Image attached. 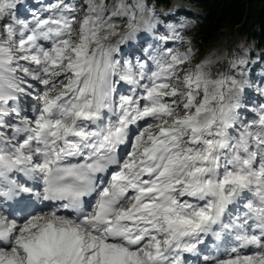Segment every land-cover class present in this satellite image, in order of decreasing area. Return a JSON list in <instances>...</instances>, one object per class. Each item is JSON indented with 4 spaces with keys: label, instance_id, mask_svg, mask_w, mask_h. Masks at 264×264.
<instances>
[{
    "label": "snow or ice",
    "instance_id": "6c2138e0",
    "mask_svg": "<svg viewBox=\"0 0 264 264\" xmlns=\"http://www.w3.org/2000/svg\"><path fill=\"white\" fill-rule=\"evenodd\" d=\"M21 9L0 0V264H264L249 49L198 58L152 0Z\"/></svg>",
    "mask_w": 264,
    "mask_h": 264
},
{
    "label": "trees",
    "instance_id": "16d2710c",
    "mask_svg": "<svg viewBox=\"0 0 264 264\" xmlns=\"http://www.w3.org/2000/svg\"><path fill=\"white\" fill-rule=\"evenodd\" d=\"M173 1L152 0L166 23L177 19L193 23L188 40L199 53L203 49L205 54L217 52L223 45L225 51L244 45L249 55L264 65L260 60L264 55V0H177L176 5ZM259 72L257 66L255 73Z\"/></svg>",
    "mask_w": 264,
    "mask_h": 264
},
{
    "label": "rangeland",
    "instance_id": "374dc122",
    "mask_svg": "<svg viewBox=\"0 0 264 264\" xmlns=\"http://www.w3.org/2000/svg\"><path fill=\"white\" fill-rule=\"evenodd\" d=\"M31 1H33V0H25V3H26V6L27 5H29V3L31 2ZM35 2H36V4L38 3V0H35ZM31 11V10H30ZM29 12V11H28ZM28 12H27V14H28ZM172 23H177V24H180V23H183V24H186V25H190V27L186 30V32L185 33H183L184 34V38L185 39H187L188 40V36H189V32L191 31V29L193 28L192 26H193V23L192 22H189L188 20H181V19H177V20H175L174 22L172 21ZM162 27V26H161ZM148 40H151L150 38H148ZM221 41V40H220ZM219 41V42H220ZM224 42V41H223ZM145 46H146V44H145ZM127 51H128V54H130L129 56H131V51L133 50L134 52H136V54H141V51L139 50V49H137V48H125ZM216 49H217V47H216ZM222 49V50H221ZM227 48H226V46L225 45H223L221 48L219 47L218 49H217V52L216 51H212L210 54H212V53H219V52H221V51H225ZM126 55H127V53H125ZM209 54V53H208ZM203 55H205V50L203 49V51L201 52V53H199L198 52V58H200L201 56H203ZM256 74V73H255ZM252 97H254L253 99L251 98L248 102L250 103V104H253V103H256L257 101H258V97H256V96H252Z\"/></svg>",
    "mask_w": 264,
    "mask_h": 264
}]
</instances>
